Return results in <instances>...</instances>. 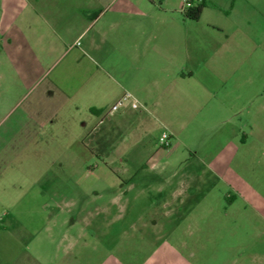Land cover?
I'll list each match as a JSON object with an SVG mask.
<instances>
[{
    "label": "crops",
    "instance_id": "obj_1",
    "mask_svg": "<svg viewBox=\"0 0 264 264\" xmlns=\"http://www.w3.org/2000/svg\"><path fill=\"white\" fill-rule=\"evenodd\" d=\"M187 1L0 0L2 142L20 143L0 170V264H202L197 241L92 242L91 216L75 217L38 187L75 148L90 149L91 130L125 93L139 116L161 101L212 99L214 119L250 114L264 143V0H206L202 13L227 19L208 34L189 31Z\"/></svg>",
    "mask_w": 264,
    "mask_h": 264
},
{
    "label": "rangeland",
    "instance_id": "obj_2",
    "mask_svg": "<svg viewBox=\"0 0 264 264\" xmlns=\"http://www.w3.org/2000/svg\"><path fill=\"white\" fill-rule=\"evenodd\" d=\"M226 21L209 7L189 31L208 34ZM202 78L211 86L217 79L206 72ZM219 81L218 91L226 85ZM211 102L161 101L154 114L142 116L124 103L130 107L124 115L109 114L88 135L95 153L75 148L67 160L73 162L47 171L38 187L64 198L58 202L75 217L91 216L92 242L197 241L202 264H264V217L254 210L264 207L263 138L250 114L223 124L213 118ZM236 103L238 111L243 101ZM1 118L3 170L20 143L13 140L9 150L2 142L9 138ZM164 132L169 146L160 143ZM245 208L250 215H239Z\"/></svg>",
    "mask_w": 264,
    "mask_h": 264
},
{
    "label": "built area",
    "instance_id": "obj_3",
    "mask_svg": "<svg viewBox=\"0 0 264 264\" xmlns=\"http://www.w3.org/2000/svg\"><path fill=\"white\" fill-rule=\"evenodd\" d=\"M187 5H190L189 2H187ZM131 103L133 107H137V103L132 101V94L131 93H125L118 101H116L111 107H110V114H113L116 112L124 103ZM170 135L166 132L163 133V135L160 138V143L164 146L170 145Z\"/></svg>",
    "mask_w": 264,
    "mask_h": 264
},
{
    "label": "trees",
    "instance_id": "obj_4",
    "mask_svg": "<svg viewBox=\"0 0 264 264\" xmlns=\"http://www.w3.org/2000/svg\"><path fill=\"white\" fill-rule=\"evenodd\" d=\"M187 2H189L190 5L186 4L184 8L185 16L192 20H198L204 7L207 5L206 0H199L197 2H194V0H188Z\"/></svg>",
    "mask_w": 264,
    "mask_h": 264
}]
</instances>
